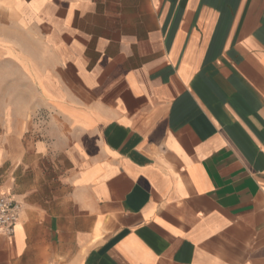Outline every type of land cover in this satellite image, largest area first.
Wrapping results in <instances>:
<instances>
[{
    "label": "crops",
    "instance_id": "crops-1",
    "mask_svg": "<svg viewBox=\"0 0 264 264\" xmlns=\"http://www.w3.org/2000/svg\"><path fill=\"white\" fill-rule=\"evenodd\" d=\"M0 264H264V0H0Z\"/></svg>",
    "mask_w": 264,
    "mask_h": 264
},
{
    "label": "built area",
    "instance_id": "built-area-1",
    "mask_svg": "<svg viewBox=\"0 0 264 264\" xmlns=\"http://www.w3.org/2000/svg\"><path fill=\"white\" fill-rule=\"evenodd\" d=\"M20 210V202L10 192L0 193V234H12Z\"/></svg>",
    "mask_w": 264,
    "mask_h": 264
}]
</instances>
